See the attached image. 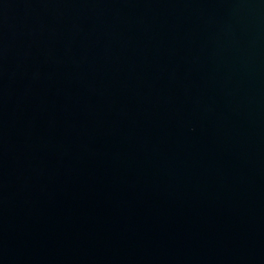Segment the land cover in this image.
Listing matches in <instances>:
<instances>
[{
  "label": "water",
  "instance_id": "obj_1",
  "mask_svg": "<svg viewBox=\"0 0 264 264\" xmlns=\"http://www.w3.org/2000/svg\"><path fill=\"white\" fill-rule=\"evenodd\" d=\"M0 264H264V0H0Z\"/></svg>",
  "mask_w": 264,
  "mask_h": 264
}]
</instances>
